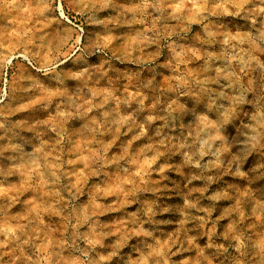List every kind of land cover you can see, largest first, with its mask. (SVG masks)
Instances as JSON below:
<instances>
[{
	"label": "rangeland",
	"instance_id": "rangeland-1",
	"mask_svg": "<svg viewBox=\"0 0 264 264\" xmlns=\"http://www.w3.org/2000/svg\"><path fill=\"white\" fill-rule=\"evenodd\" d=\"M0 264H264V0H0Z\"/></svg>",
	"mask_w": 264,
	"mask_h": 264
}]
</instances>
